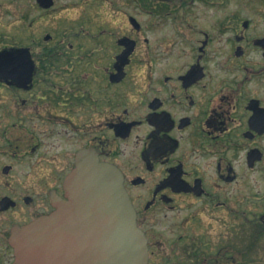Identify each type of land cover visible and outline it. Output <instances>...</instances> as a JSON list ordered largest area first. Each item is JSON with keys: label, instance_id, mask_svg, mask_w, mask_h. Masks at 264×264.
<instances>
[{"label": "flooded vegetation", "instance_id": "af4514ba", "mask_svg": "<svg viewBox=\"0 0 264 264\" xmlns=\"http://www.w3.org/2000/svg\"><path fill=\"white\" fill-rule=\"evenodd\" d=\"M93 2L127 10L95 48L0 42V264L83 151L121 172L147 264H264V0Z\"/></svg>", "mask_w": 264, "mask_h": 264}, {"label": "water", "instance_id": "95a60500", "mask_svg": "<svg viewBox=\"0 0 264 264\" xmlns=\"http://www.w3.org/2000/svg\"><path fill=\"white\" fill-rule=\"evenodd\" d=\"M38 2L43 8L53 4ZM130 50L119 57L121 63ZM14 56L24 59L25 50ZM65 190L66 199L56 201L52 214L13 231L17 264H147L146 239L118 168L83 151Z\"/></svg>", "mask_w": 264, "mask_h": 264}, {"label": "rangeland", "instance_id": "374dc122", "mask_svg": "<svg viewBox=\"0 0 264 264\" xmlns=\"http://www.w3.org/2000/svg\"><path fill=\"white\" fill-rule=\"evenodd\" d=\"M54 1L52 11L42 15L43 13L34 7V0H0V42L28 45L30 38H35L40 43H45L42 41L43 36L49 33L53 38L47 44L57 47L64 40L62 34L72 27L74 31H81L80 36L66 37V43L72 44L73 48H76V44H82L83 48L92 49L97 46L95 37L101 22L108 23L110 18H113L112 24L116 31L125 27L123 13L126 9H113L105 3L96 4L93 0ZM27 13V20L20 19V15ZM30 22L34 23L29 26ZM103 26L106 27V24ZM1 33L6 36L1 37Z\"/></svg>", "mask_w": 264, "mask_h": 264}]
</instances>
